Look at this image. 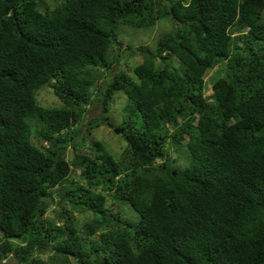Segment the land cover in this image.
Returning <instances> with one entry per match:
<instances>
[{
    "label": "trees",
    "instance_id": "trees-1",
    "mask_svg": "<svg viewBox=\"0 0 264 264\" xmlns=\"http://www.w3.org/2000/svg\"><path fill=\"white\" fill-rule=\"evenodd\" d=\"M53 4L0 0V261L264 264V0ZM161 19L171 30L130 50L142 61L127 73L119 25ZM220 63L206 96L205 74ZM52 80L59 107L36 99ZM118 91L120 155L95 140L94 157L68 160L85 144L84 109L102 113ZM74 168L85 182L70 179ZM54 202L61 225L45 217ZM79 212L91 217L76 225Z\"/></svg>",
    "mask_w": 264,
    "mask_h": 264
},
{
    "label": "rangeland",
    "instance_id": "rangeland-1",
    "mask_svg": "<svg viewBox=\"0 0 264 264\" xmlns=\"http://www.w3.org/2000/svg\"><path fill=\"white\" fill-rule=\"evenodd\" d=\"M50 5H54L53 3L55 0H46ZM263 17H264V12H263ZM264 19V18H263ZM171 30V23L167 19H161L156 22L153 26L147 27L146 29L144 28H132L128 25L122 24L119 25L117 29V34L119 40L123 43L122 48H126V46L130 45V49L127 51V59L125 61V64L122 66V69L125 70L127 73L132 74V68L135 64H138L142 61V55L140 54H131L130 55V50H132L135 46H140V45H148L151 49L154 48L156 40L168 33ZM243 30H246L244 28ZM172 62L174 65L178 66V60L175 57H171ZM116 65L114 64V67ZM224 71V63L218 64L216 67L213 69H210L204 77L205 80V89L204 93L206 96H208L211 92V85L216 78L217 75L222 73ZM54 82V80L51 81V83L42 86L39 88V90L36 93V99L39 104L43 106H48V107H59L61 106L62 102L55 95L53 92L51 84ZM95 87L90 88V92L94 90ZM94 92V91H93ZM127 102L126 95L123 92H116L112 99L109 101V108L101 113V107L98 105H93L92 107H86L84 109L83 113V118L85 122L81 126L82 129L87 134V137L85 139V144L84 146L77 148V150H74L73 148H68L65 155L68 160H71L75 152H86L89 156L94 157L95 154L93 151H90V147H94V141L97 140L99 141L105 149L111 153L113 156L118 157L120 153L122 152L126 141L125 138L123 137V132H115V128H118L119 123L122 121L123 118V111H124V106ZM94 117H100L103 119V122L100 123L96 127H88L87 126V121L90 118ZM120 129V128H118ZM121 130V129H120ZM32 141L35 144H38L36 137H32ZM171 152L170 155L172 157H179L178 152L174 151V149H169ZM179 159V158H178ZM186 157H181L177 161L176 165L178 166H183L186 164ZM70 179L75 182H85L82 176L80 175L79 169L74 168L73 171L71 172ZM73 183V182H72ZM71 182H67V185H72ZM85 184V183H84ZM98 190V189H97ZM62 192L60 190L59 185L54 187L51 191L54 197H56V194ZM117 202L115 205L112 207L113 213L116 212L117 207H116ZM57 204L54 202L52 203L48 210L46 211L45 217H47L49 220H56L58 225L62 224V219L60 217V213L56 209ZM121 210L125 212L124 214L127 217H130V219L137 217V213L131 209V206L128 204H123L121 206ZM77 216V222L76 225H81L83 224L89 217H91L90 213L88 212H79L76 213ZM50 254L44 253L41 255L43 259H46L47 256ZM0 264H18L17 260L12 257L11 255L8 256L7 258H4L0 261ZM74 264H77L76 262Z\"/></svg>",
    "mask_w": 264,
    "mask_h": 264
},
{
    "label": "water",
    "instance_id": "water-1",
    "mask_svg": "<svg viewBox=\"0 0 264 264\" xmlns=\"http://www.w3.org/2000/svg\"><path fill=\"white\" fill-rule=\"evenodd\" d=\"M199 16H200V14L198 13L196 16L190 18L189 21H198ZM119 131H121V130L118 128H115V132H119ZM173 174H175V172H173Z\"/></svg>",
    "mask_w": 264,
    "mask_h": 264
},
{
    "label": "clouds",
    "instance_id": "clouds-1",
    "mask_svg": "<svg viewBox=\"0 0 264 264\" xmlns=\"http://www.w3.org/2000/svg\"><path fill=\"white\" fill-rule=\"evenodd\" d=\"M264 12V11H263Z\"/></svg>",
    "mask_w": 264,
    "mask_h": 264
}]
</instances>
